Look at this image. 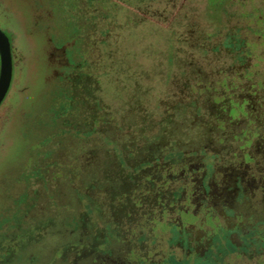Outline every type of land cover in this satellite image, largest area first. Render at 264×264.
Returning <instances> with one entry per match:
<instances>
[{
	"label": "rangeland",
	"instance_id": "374dc122",
	"mask_svg": "<svg viewBox=\"0 0 264 264\" xmlns=\"http://www.w3.org/2000/svg\"><path fill=\"white\" fill-rule=\"evenodd\" d=\"M0 30V264H179L240 245L221 206L264 222V0H0Z\"/></svg>",
	"mask_w": 264,
	"mask_h": 264
},
{
	"label": "flooded vegetation",
	"instance_id": "af4514ba",
	"mask_svg": "<svg viewBox=\"0 0 264 264\" xmlns=\"http://www.w3.org/2000/svg\"><path fill=\"white\" fill-rule=\"evenodd\" d=\"M258 154L261 155V153L259 152ZM262 157L264 158V154H262ZM244 189V188H243ZM258 191H260V189H258ZM242 199V196L241 198ZM205 205V204H202ZM201 205V206H202ZM205 207H207L205 205ZM223 208H225V216L226 217H232L235 221L236 224L233 227H228L226 225L227 228L229 229H233L234 233H231L228 236V239L231 238V236H236L238 239V242L240 243V245H233L230 241L228 243H224L225 245H221L220 242H215V241H211L209 243V241L207 239H203L200 238V240L195 244V245H182L180 248L179 247H175L177 248L176 250H178V254H180L181 251H188L187 253H185V257L182 259H180L179 261H177V257H175V261L178 262L179 264L183 263V261H185L186 259L190 258L192 260V263H199L201 261H199L200 259L202 261H212V262H205L203 264H208V263H212V264H225L223 262V260H225L228 256L232 257L234 256L237 258H240V262L241 263H236V261L234 260L235 264H264V245H261L259 242L255 241L256 244H254L251 240V243L249 245H247L248 243L245 242L242 237L249 234L251 231H258L262 234H264V222H258L256 224H253V222H255V220L253 221V219L251 220L250 218L248 219L249 223H247V225L250 228H246L245 232H242L236 225L240 224L241 222V217L233 215L232 212H230L227 207L225 206H221ZM210 209H212L214 212V208L210 207ZM216 213V212H215ZM217 214V213H216ZM220 216V215H219ZM221 217V216H220ZM222 218V217H221ZM223 219V218H222ZM224 220V219H223ZM199 231V230H198ZM204 238H212V237H205ZM213 239V238H212ZM205 243H207V245H205ZM209 244V245H208ZM196 248L200 249L201 251V257L199 259H197V261L194 260V252L196 250ZM178 254H176L178 256ZM244 262V263H243Z\"/></svg>",
	"mask_w": 264,
	"mask_h": 264
},
{
	"label": "water",
	"instance_id": "95a60500",
	"mask_svg": "<svg viewBox=\"0 0 264 264\" xmlns=\"http://www.w3.org/2000/svg\"><path fill=\"white\" fill-rule=\"evenodd\" d=\"M11 78L9 41L0 30V103L5 96Z\"/></svg>",
	"mask_w": 264,
	"mask_h": 264
}]
</instances>
